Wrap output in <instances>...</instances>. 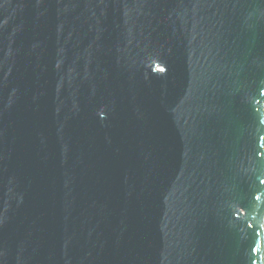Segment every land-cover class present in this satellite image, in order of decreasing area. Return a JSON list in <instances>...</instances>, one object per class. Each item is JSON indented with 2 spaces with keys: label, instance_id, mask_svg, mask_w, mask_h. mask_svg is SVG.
Listing matches in <instances>:
<instances>
[{
  "label": "water",
  "instance_id": "water-1",
  "mask_svg": "<svg viewBox=\"0 0 264 264\" xmlns=\"http://www.w3.org/2000/svg\"><path fill=\"white\" fill-rule=\"evenodd\" d=\"M0 264H264V0H0Z\"/></svg>",
  "mask_w": 264,
  "mask_h": 264
}]
</instances>
